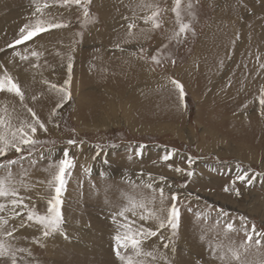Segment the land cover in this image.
Segmentation results:
<instances>
[{
    "label": "rangeland",
    "instance_id": "obj_1",
    "mask_svg": "<svg viewBox=\"0 0 264 264\" xmlns=\"http://www.w3.org/2000/svg\"><path fill=\"white\" fill-rule=\"evenodd\" d=\"M158 2L170 9L173 0ZM191 2L193 16L185 14V22L191 23L192 31L179 42L168 39L177 28L175 14L169 10L162 13L163 26L158 30L140 34L139 28L147 26L138 21L139 28L133 30L137 38L126 43L130 38L125 17H130L129 13L124 19L117 13V19H113L112 3L116 2L111 0L103 5L107 10L101 7L102 12L96 4H90L94 23L85 24L81 10L75 6L49 9L68 27L43 33L14 48L9 45L19 38L20 29L38 15H34L35 2L10 0L0 7V65L20 83L25 102L48 128L47 132L38 130L36 138L41 143L31 156L27 150L8 153L11 159L25 157L11 171L17 180L23 178L34 185L28 192L21 189L20 194L31 197V203L43 214L47 204L41 197L49 195L46 182L50 171L55 170L46 169L63 158L64 150L69 151L75 165L63 194L64 234L44 237L40 226L26 220L24 210V227L9 239L17 248L29 249L31 255L18 252V264H123L115 255V236L124 218L117 216L119 223H114L113 216L126 204L124 194H152V189L133 187L147 181L149 174L154 188L165 189L166 206L175 203L179 208L180 220L173 235L169 226L157 229L154 221H140L129 214L130 220L135 219V227L158 231L143 243L145 251L156 253L157 262L152 257L138 258L148 264H221L213 256V248L223 245L225 252L229 246L239 248L247 241L244 224L249 230L255 224L257 231H264V175L256 176L251 184L237 179L245 171L249 177L264 173V117L258 103L264 87V0ZM186 3L182 0V6ZM101 13L110 16L107 27ZM55 39L58 43L53 42ZM33 50L41 53L39 58L31 56ZM15 52L28 59L21 60ZM69 55L71 99L51 116L59 96L42 81L63 85L69 76ZM152 55L161 59L159 65L151 60ZM170 79L183 85V99ZM33 96L37 97L35 101ZM3 106L9 111L15 108L20 118L31 119L12 94L0 93ZM105 115L110 120L102 125L100 120ZM69 139L78 143L68 145ZM141 145L144 148L137 155ZM170 152L171 159L163 160ZM189 158L193 159L191 168ZM32 160H36L34 165ZM177 167L183 171L176 172ZM189 170L194 172L191 177L186 175ZM5 174L0 170V176ZM173 193L176 201L171 200ZM156 195L158 206L159 193ZM25 202L29 203L27 199ZM0 215L7 217V213ZM20 223V217L10 218L5 227ZM76 223L90 229L89 238L83 239L81 231H76ZM229 223L234 231L227 230ZM81 238L84 245H76ZM245 259H264V247L252 242ZM0 264L9 262L0 260Z\"/></svg>",
    "mask_w": 264,
    "mask_h": 264
},
{
    "label": "snow or ice",
    "instance_id": "obj_2",
    "mask_svg": "<svg viewBox=\"0 0 264 264\" xmlns=\"http://www.w3.org/2000/svg\"><path fill=\"white\" fill-rule=\"evenodd\" d=\"M34 2V15L38 14L36 15V19L34 22L25 24L24 27L20 29L19 38L16 39L13 44H10L9 47L14 48L16 45L33 40L35 37L43 33H48L54 29L68 27V23L55 18L52 12L47 11L49 9H71L75 6L81 10L85 24L95 22V17H93L89 11L92 0H34ZM136 7L145 14L142 16L138 15L134 10L131 17H125L128 21L127 36L130 38L125 41L126 43L131 42V39L137 38V33L133 30L139 28L138 21L142 20L144 25L147 26L145 28H139L140 34L158 30L163 26L162 13L169 10L175 14V24L177 26L176 30H174L172 35L168 38L170 42L172 40L179 42L182 36L192 31L191 23L185 22V14L193 16V5L191 0H187L184 6H182V0H173L170 9L162 8L158 0H139ZM117 47H119V45H117ZM165 47H167V45H165ZM141 51H143V49H141ZM14 55L19 56L21 60L28 59L27 55H21L19 52H15ZM40 55L41 53L35 50L31 52V56L33 57L39 58ZM151 60L157 65L161 63V59L158 58L157 55H152ZM33 66L38 67L39 65ZM261 67H264V64H262ZM0 69L3 70L2 74H0V93H9L17 97L20 107L31 115V119L20 118L18 115H15V108L9 111L7 106L0 107V158H3L2 162H0V170L6 171L5 175L0 176V214L7 213V217L5 215H0V260L8 261L9 264H18V252H27L28 255H31L29 249L17 248L9 239L13 237L15 232L19 231V228L24 227V210H26V220L40 226L43 230L44 237H48L57 232L64 234L62 228L65 222L62 211V206L64 204L63 194L66 191L68 179L71 176V170L75 165L73 158L69 157V151L64 150L63 158L57 163L50 164L49 168L46 169V171H50L51 169L55 170L50 171V179L46 182L49 195L47 197H41L46 200L47 204L46 211L43 214L37 210L35 204L31 203V197H25L20 194L21 189L28 192L34 185L26 183L23 178L17 180L11 171L13 166L22 164L25 157L20 155L17 159H11L8 157V153L15 152L21 154L27 150L28 155L31 156L35 146L41 143V141L36 138L38 130L47 132L48 128L46 123L41 121L37 113L25 102V91L22 89L20 83L3 65H0ZM71 70L72 57L69 55V76L68 79L64 81L63 85L58 86L47 80L42 81L49 86L50 91H54L59 96V102L55 105V108H53L51 116H55L56 109L62 107L64 102L71 99ZM170 83L179 90V96L183 99L185 95L183 85L175 79H170ZM31 99L35 101L37 97L33 96ZM258 103L260 115L264 117V87L260 89ZM14 120H17L18 123H14ZM77 143L75 139H69L67 141L68 145H76ZM80 143H82V141ZM143 148L144 146L141 145L136 154L140 155ZM97 155H99V153H97ZM171 156L172 153L170 152L163 156L162 159L167 161L171 159ZM30 163L34 165L36 160L30 161ZM192 163L193 159L189 158V168H191ZM86 171L89 170L86 169ZM175 171L182 172L183 170L177 167ZM23 174L27 175V170H24ZM186 175L191 177L194 175V172L189 170L186 172ZM259 175H264V173H256L249 177L245 171L238 175L237 179L251 184L252 181L256 179V176ZM160 179L164 180L165 177L161 176ZM140 186L152 189V194L150 196H145L143 193L138 195L124 194L127 202L113 216L114 223H119L116 220L117 216L124 218V223L119 224L121 231H118L115 236L116 255L123 264H148L146 259H138L140 257H152L153 261L157 259V255L154 251L144 250L143 243L145 240L157 236L158 231L153 230L151 227H135V219L130 220L129 214H131V217L139 219L140 221H154L157 229H163L169 226L173 231V235H175V230L179 226V208L175 203H172L171 206H166L165 201L168 197L165 195V189L163 187H153L151 174H149V179L147 181L141 180L140 185H133V187ZM228 190L229 189L226 187L225 191ZM234 190L236 194L239 195V190ZM157 192L159 193L158 206ZM26 199L29 203L25 202ZM171 200H177V195L175 193L171 195ZM224 214L226 215V213ZM17 217L21 218L19 226H13L11 228L5 227L9 224L10 218L15 219ZM241 221L242 224H244L245 218L241 217ZM227 230L234 231L235 229L233 225L229 223L227 224ZM243 231L247 236V241L242 243L239 248L229 246L226 252L222 250L223 245H217L216 248H213L212 254L221 261V264H233V262H235V264H264V259H258L255 262L245 259V254L248 252L249 247L252 246V242L258 247H264V245H262V241H264V231H257L255 224L252 225L250 230L247 228V225L244 224ZM65 238H67L66 234ZM164 247H168V245L165 244ZM241 249H243V252ZM218 250L220 251L217 256ZM161 258L166 259L164 257Z\"/></svg>",
    "mask_w": 264,
    "mask_h": 264
},
{
    "label": "crops",
    "instance_id": "obj_3",
    "mask_svg": "<svg viewBox=\"0 0 264 264\" xmlns=\"http://www.w3.org/2000/svg\"><path fill=\"white\" fill-rule=\"evenodd\" d=\"M109 1L111 0H92L93 5H97V9L99 12H102V8H104L105 10H107V6L103 7V5L105 4H109ZM116 3H112V9L115 10L114 12V17L113 19H117V17L115 16L118 13V18L120 17L121 19H124V15L126 13H129V16L131 17L133 15V11L135 10L137 12L138 15H141L143 11H141L139 8L136 7V5L139 3V0H112ZM3 3L8 4L10 3V0H0V7L3 6ZM123 12V13H120ZM101 16L105 19L106 21V27H107V22L110 21V16H107L105 14L101 13ZM107 16L108 19L105 17ZM0 20H3L0 17ZM53 41V40H50ZM54 41H57V39H55Z\"/></svg>",
    "mask_w": 264,
    "mask_h": 264
},
{
    "label": "bare ground",
    "instance_id": "obj_4",
    "mask_svg": "<svg viewBox=\"0 0 264 264\" xmlns=\"http://www.w3.org/2000/svg\"><path fill=\"white\" fill-rule=\"evenodd\" d=\"M110 12V11H109ZM143 13V12H142ZM2 14V13H1ZM227 14V13H226ZM226 19V18H225ZM109 28V27H108ZM92 33V32H91ZM92 37V36H91ZM64 38V37H63ZM92 38H94V37H92ZM86 39V38H85ZM91 39V38H90ZM89 39V40H90ZM91 41V40H90ZM96 41V40H95ZM53 42H55V41H53ZM57 43H58V41H56ZM56 43V44H57ZM69 43V42H68ZM68 45V44H67ZM71 46V45H70ZM69 46V47H70ZM67 49H68V47H67ZM70 49V48H69ZM68 49V50H69ZM148 49V48H147ZM72 50V49H71ZM70 50V51H71ZM72 52V51H71ZM100 58V57H99ZM16 59V58H15ZM147 60V59H146ZM18 63V62H17ZM95 64H97V63H95ZM103 64V63H102ZM142 64V63H141ZM24 65V64H23ZM100 66V65H99ZM143 66V65H142ZM143 68V67H142ZM139 69V68H138ZM51 70H52V68H51ZM61 70V69H60ZM87 70V69H86ZM97 70V69H96ZM102 70V69H101ZM107 70V69H106ZM140 70V69H139ZM90 71V70H89ZM95 71V70H94ZM103 71H105V70H102V72ZM93 72V71H92ZM147 72V71H146ZM111 73V72H110ZM143 73V72H142ZM142 73H141V75H142ZM145 73V72H144ZM106 74V73H105ZM37 75V74H36ZM56 75V74H55ZM150 75V74H149ZM119 76V75H118ZM151 76V75H150ZM92 77V76H91ZM104 77V76H103ZM102 77V78H103ZM84 78V77H83ZM146 78V77H145ZM42 79V78H41ZM108 79H109V77H108ZM146 80H148L147 78H146ZM145 80V81H146ZM154 80H156V79H154ZM190 80V79H189ZM105 81V80H104ZM153 81V80H152ZM58 82V81H57ZM107 82V81H106ZM137 82V81H136ZM140 82V81H139ZM142 82V81H141ZM195 82V81H194ZM109 83V82H108ZM159 83V82H158ZM132 84V83H131ZM144 84V83H143ZM106 85V84H105ZM109 85V84H108ZM205 86V85H204ZM104 87V86H103ZM163 87V86H162ZM106 88V87H105ZM82 89V88H81ZM104 89V88H103ZM114 89V88H113ZM129 89V88H128ZM212 89H213V87H212ZM105 90V89H104ZM144 90H146V89H144ZM91 91V90H90ZM109 91V90H108ZM108 91H106V92H108ZM111 91V90H110ZM113 91V90H112ZM115 91V90H114ZM126 91V90H125ZM117 92V91H116ZM91 93H93V90L91 91ZM100 93V92H99ZM147 93V92H146ZM86 94V93H85ZM95 94V93H94ZM111 94V93H110ZM92 95V94H91ZM97 95V94H96ZM99 95V94H98ZM105 95H107V93L105 94ZM118 95V94H117ZM149 95V94H148ZM87 96H90L89 95V93H87ZM109 96V95H108ZM125 96V95H124ZM82 97V96H81ZM86 97V96H85ZM103 97H104V95H103ZM121 97V96H120ZM87 98V97H86ZM99 98V97H98ZM97 98V99H98ZM101 98V97H100ZM112 99H113V96L111 97ZM124 98V97H123ZM126 98V97H125ZM128 98V97H127ZM132 98V97H131ZM103 99V98H102ZM106 99V98H105ZM108 99V98H107ZM122 99V98H121ZM186 99V98H185ZM95 100H96V98H95ZM164 100V99H163ZM168 100V99H167ZM98 101V100H97ZM96 101V102H97ZM107 101V100H106ZM105 101V102H106ZM113 101V100H112ZM127 101V100H126ZM150 101V100H149ZM114 102V101H113ZM121 102V101H120ZM137 102V101H136ZM207 102V101H206ZM78 103V102H77ZM85 103V102H84ZM98 103H99V101H98ZM103 103H104V100H103ZM131 103V102H130ZM161 103V102H160ZM100 104V103H99ZM99 104H98V106H99ZM102 104V103H101ZM120 104V103H119ZM143 104V103H142ZM110 105V104H109ZM157 105V104H156ZM159 105V104H158ZM110 106H112V105H110ZM123 106V105H122ZM204 106V105H203ZM80 107V106H79ZM169 107V106H168ZM95 108L96 107H94V110H95ZM106 108V107H105ZM89 109V108H88ZM144 109V108H143ZM207 109V108H206ZM83 110H86V109H83ZM100 110H101V108H100ZM108 110V109H107ZM119 110V109H118ZM140 110V109H139ZM90 111V110H89ZM93 111V110H92ZM130 111V110H129ZM102 112V111H101ZM101 112H99L100 114H101ZM51 113H52V111H51ZM80 113V112H79ZM88 113V112H87ZM86 113V114H87ZM97 113V112H96ZM140 113V112H139ZM217 113V112H216ZM94 115V114H93ZM126 115V114H125ZM106 116V117H105ZM104 117H101L102 119L100 120L102 123H100V124H102V125H107V123H108V121L110 120V118L107 116V115H105ZM217 116V115H216ZM87 117V116H86ZM115 117H117V116H115ZM92 120V119H91ZM94 120H96V119H94ZM114 120V119H113ZM128 120H129V122H130V119L128 118ZM98 121H99V119H98ZM48 122H51V121H48ZM94 122V121H93ZM233 129V128H232ZM151 131V130H150ZM164 132V131H163ZM206 134V133H205ZM164 136V135H163ZM233 139V138H232ZM152 151V150H151ZM45 171V170H44ZM125 188V187H124ZM122 189V188H121ZM123 193V192H122ZM117 194V193H116ZM115 194V195H116ZM118 196V195H117ZM113 197H115V196H113ZM228 198V197H227ZM110 200V199H109ZM99 202V201H98ZM103 205V204H102ZM108 205V204H107ZM85 213V212H84ZM88 213V212H87ZM6 216V215H5ZM77 217V216H76ZM77 224V225H76ZM75 224V226H76V228H77V230L76 231H81L80 232V234H81V236H83V239L84 238H89L88 236H90V233H89V230L90 229H85V228H83L82 227V225H80L79 223H76ZM84 224H85V222H84ZM9 227V226H8ZM98 229V228H97ZM34 232V231H33ZM36 234V233H35ZM38 234V233H37ZM59 240V239H58ZM81 240H82V238H81ZM84 242L85 241H78V242H72V244L75 246V244L76 245H84ZM90 242V241H89ZM51 243V242H50ZM75 243V244H74ZM92 244V243H91ZM74 246H73V248H74ZM102 246V245H101ZM81 247V246H80ZM105 247H107V246H105ZM112 247V246H111ZM78 248V247H77ZM82 248V247H81ZM84 248H86V247H84ZM147 248V247H146ZM88 249V248H87ZM92 249V248H91ZM82 250V249H81ZM102 250H104V249H102ZM88 251V250H87ZM76 252V251H75ZM175 252V251H174ZM68 253V252H67ZM87 253V252H86ZM111 253V252H110ZM18 254V253H17ZM108 255V254H107ZM116 255V254H115ZM158 257V256H157ZM27 258V257H26ZM80 260V259H79ZM91 260H93V259H91ZM181 260V259H180ZM82 261V260H81ZM149 261V260H148ZM163 261V260H162ZM122 262V261H121ZM156 262H157V260H156ZM181 262V261H180ZM70 263V262H69ZM68 263V264H69ZM78 263V262H77ZM120 263V262H119ZM159 263V262H158Z\"/></svg>",
    "mask_w": 264,
    "mask_h": 264
}]
</instances>
